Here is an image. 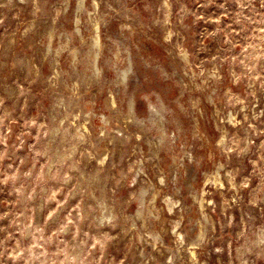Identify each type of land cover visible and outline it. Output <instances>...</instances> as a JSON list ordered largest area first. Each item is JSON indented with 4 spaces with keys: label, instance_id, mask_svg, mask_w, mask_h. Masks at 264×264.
I'll use <instances>...</instances> for the list:
<instances>
[{
    "label": "rangeland",
    "instance_id": "1",
    "mask_svg": "<svg viewBox=\"0 0 264 264\" xmlns=\"http://www.w3.org/2000/svg\"><path fill=\"white\" fill-rule=\"evenodd\" d=\"M0 264H264V0H0Z\"/></svg>",
    "mask_w": 264,
    "mask_h": 264
},
{
    "label": "bare ground",
    "instance_id": "2",
    "mask_svg": "<svg viewBox=\"0 0 264 264\" xmlns=\"http://www.w3.org/2000/svg\"><path fill=\"white\" fill-rule=\"evenodd\" d=\"M129 71V70H128ZM125 74V73H124Z\"/></svg>",
    "mask_w": 264,
    "mask_h": 264
}]
</instances>
